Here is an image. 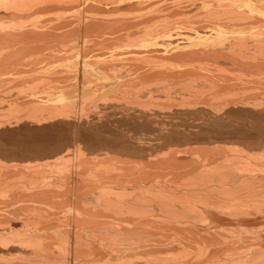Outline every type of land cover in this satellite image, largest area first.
Here are the masks:
<instances>
[{
	"label": "bare ground",
	"instance_id": "bare-ground-1",
	"mask_svg": "<svg viewBox=\"0 0 264 264\" xmlns=\"http://www.w3.org/2000/svg\"><path fill=\"white\" fill-rule=\"evenodd\" d=\"M94 34L114 53L89 59ZM46 42L82 64L51 56L8 117L65 125L98 74L115 112L96 105L90 127L116 114L122 131L73 127L39 164L1 150L0 264H264V0H0V71Z\"/></svg>",
	"mask_w": 264,
	"mask_h": 264
},
{
	"label": "rangeland",
	"instance_id": "rangeland-1",
	"mask_svg": "<svg viewBox=\"0 0 264 264\" xmlns=\"http://www.w3.org/2000/svg\"><path fill=\"white\" fill-rule=\"evenodd\" d=\"M48 17V16H47ZM46 17V18H47ZM46 18L44 19V20H46ZM48 18H51L50 16L48 17ZM47 18V19H48ZM194 19H196V18H191L189 21H191L192 23H195V21L196 20H194ZM50 20V19H49ZM49 20H46V21H49ZM204 24V23H203ZM202 24V25H203ZM205 25V24H204ZM99 34V33H98ZM95 35V34H94ZM100 35V34H99ZM103 35L104 34H101L100 35V37H101V39H102V37H103ZM96 36V35H95ZM106 35H104V37H105ZM96 37H99L98 35L96 36ZM100 37L99 38H95V37H93L94 39V43H91L90 45H88V49H87V52H88V56H89V54H90V56H89V59L90 58H92V57H96V56H98V55H102L103 56V54H107V53H109L110 51H112L113 49L111 48V50H110V47L111 46H109V45H107V44H102V46H101V43L99 44V42H101L102 40L100 39ZM109 37H111V36H106L105 37V39L104 40H108L107 38H109ZM95 39H97V41L95 40ZM101 40V41H100ZM50 43V42H49ZM48 43V45H46L47 44V42L46 43H44V44H41L39 47L38 46H36L37 47V49H35L36 51H34V52H32V53H28L27 55H26V53L24 54L25 56H20L21 58L19 59H15L14 60V64L12 65V67L11 66H9L8 65V67L6 66V68L4 67V68H2V71H0V148H2V149H0V154H2L4 151H3V148H8V151L10 150V148H11V151H12V149L13 148H15L14 150H18V151H20V149H26V151H25V153L24 154H22V152L20 151V152H18L17 150H16V152H17V154H16V156H15V159L18 161V159H20L21 157H19V156H22L23 155V158H21L20 159V161H15V164H23L24 163V161H27V162H25V163H29L30 162V160L32 161V163H30V164H34V163H36V161H35V156L37 155V157H38V159L39 160H37V164H39V163H41V161L43 160V161H45V159L47 160V158H44V157H46V154L48 155H50L51 153H52V151H50V149H53L54 150V148H58L60 151H65L66 149H65V147H67V146H65L64 145V143L66 142V139L67 138H69L68 140L70 141V136L71 137H73L72 136V133H71V131H74V129H72L73 127H75V132L76 133H74L73 132V135L74 134H76V135H78L79 134V136L80 137H83L84 138V140H92L93 138H97V139H99L98 141H100V142H106V141H108L109 142V139L110 140H115V138L117 139V137L120 135V132L122 131H120V129H121V127L120 128H118L117 127V122L116 123H113V122H115V121H111L112 119H110L111 117H114V116H108V117H110V118H108V120H106V121H108V122H110L111 121V123H109V124H106V123H108V122H106L105 123V121L104 122H102V123H104V125H101L100 126V124L99 123H101V121L99 122V123H97V122H95L96 124L95 125H97V128L95 129V126H94V124H93V127H90L91 125H92V122H91V119L89 118V116H88V113L90 114L91 113V115L92 114H94V113H92V111H90V110H94V112H95V110H97V106H98V111H96V112H104V107L106 106V104H105V106H103L104 105V103H107V100H108V98L111 100L112 98H111V94H113L114 95V93L113 92H115V90H116V88H112V89H110V90H105L103 93H100V92H98L97 90H94V88L92 89V88H90V87H94L96 84H98L97 82H99L100 80H101V78L99 79L98 77H97V75L98 74H96V76L94 77V78H96V79H92L91 80V84L90 85H84L83 86V84L82 85H80L79 84V86H77L76 88H75V91H74V93L73 94H71V95H69V97H70V100H69V103H70V106H71V112H73L72 113V121H71V118L69 117V119L67 118V120L66 121H63V123L65 124V125H63L62 124V122H59L60 124H58L56 121H55V119L53 120V122L55 123V124H52L53 122L51 121L50 123H48L49 121H46V123H48V124H46V123H42L41 124V122L39 123V125L41 124V126H36V124H34L33 125V127L30 125V121L28 122L27 120V122L25 121V120H23L24 118L23 117H26V116H23L24 115V113H23V111L20 113L19 112V114H12L11 115V117L9 118L8 116H10V112L7 110V108L9 107L8 105L10 104H15V100H16V102H17V100H19V103H23V101L24 102H26L25 101V98H27V96H28V92L26 93L25 91H28L27 89L29 88H31L30 89V91L33 89V91H29V94H33L34 93V91H37V85H38V91H40V92H35V93H41V90H44V89H42V86H41V82H40V80H38V79H40L41 77H39L38 75H42L40 72H41V69L44 67V66H46L48 63L47 62H49V64H53V61L55 60L54 58L56 57V62H58L57 61V57H60L59 55H61V57H60V59L58 58V60L60 61V60H63V57H62V55H64V53L66 52V53H68V54H66L65 53V58H66V56H67V58H69V62H71V63H79L77 66H79V65H81L82 63H81V60L79 59V58H77L76 57V59H75V57L73 56L74 55V53H70V52H67V50H66V47H64L63 45H65L64 44V42H62V44H61V42H53V43H50L49 44ZM42 45H44V46H42ZM98 45H100V46H97ZM93 46V47H92ZM58 48V49H57ZM91 48V49H90ZM100 48V49H99ZM55 49V50H54ZM68 49V48H67ZM97 49H99V50H97ZM102 49V50H101ZM105 49V50H104ZM57 50V51H56ZM69 50V49H68ZM105 52H104V51ZM107 50V51H106ZM103 51V52H102ZM109 51V52H108ZM115 51V50H114ZM50 52V53H49ZM95 52V53H94ZM100 52V53H99ZM102 52V53H101ZM121 52H123V51H121ZM121 52H117V53H121ZM61 53V54H60ZM69 53H70V55H69ZM94 53V54H93ZM110 53H114V52H110ZM109 53V54H110ZM115 53H116V51H115ZM50 54V55H49ZM56 54H57V56H56ZM72 54V55H71ZM93 54V55H92ZM29 55V56H28ZM36 55V56H35ZM32 56V57H31ZM48 56V57H47ZM51 56H54L53 57V61L50 59L51 58ZM94 57V58H95ZM99 57V56H98ZM105 57V56H104ZM66 58V59H67ZM70 58H74L75 60H77L78 59V61H74V59H70ZM94 58H93V60H94ZM50 59V60H49ZM96 59V58H95ZM16 60H18V61H16ZM24 62H23V61ZM47 60H49V61H47ZM22 61V62H21ZM30 61V62H29ZM52 61V62H51ZM55 62V61H54ZM27 63H29V64H27ZM45 63H47V64H45ZM12 64V63H11ZM17 64V65H16ZM30 64H31V66H30ZM48 64V65H49ZM24 66V67H23ZM20 68H22V69H20ZM34 68V69H33ZM80 69H81V67H80ZM39 70H40V72H39ZM4 71V72H3ZM23 72V73H22ZM40 73V74H39ZM16 75V76H15ZM31 75V76H30ZM29 76V77H28ZM36 76H38V78L36 77ZM33 77H35L34 79H33ZM37 79V80H36ZM32 80V81H31ZM96 80V81H95ZM34 85H33V84ZM65 83V82H64ZM64 83L62 84L61 83V85H64ZM72 83V82H71ZM74 83V82H73ZM101 83V82H100ZM31 84V85H30ZM66 85V84H65ZM64 85V86H65ZM73 85H75V84H73ZM30 86V87H29ZM39 86H41L40 87V89H39ZM69 86H72L71 84L69 85ZM35 87V88H34ZM43 87H46V86H44L43 85ZM47 87H50V86H47ZM55 87H59V83H58V86H55ZM61 87V86H60ZM66 87V86H65ZM65 87H64V89L62 90V91H64L65 90ZM67 87H68V83H67ZM26 89L25 91H24V93L25 94H20L21 92H23V91H21V89ZM51 88V90H52V88L53 87H50ZM62 88H63V86H62ZM61 88V89H62ZM47 89V88H46ZM45 89V90H46ZM56 89V88H55ZM58 89H60V88H58ZM57 89V90H58ZM60 89V90H61ZM88 89V90H87ZM18 90H20V91H18ZM46 91H48V90H46ZM53 91H56V90H53ZM19 92V93H18ZM43 92V91H42ZM34 93V94H35ZM50 93V92H49ZM54 93H56V92H54ZM18 94H20V95H18ZM50 94H53L52 93V91H51V93ZM26 95V96H25ZM19 96H21V97H19ZM19 97V98H18ZM25 97V98H24ZM35 97V96H34ZM39 97H43V96H39ZM108 97V98H107ZM20 98L21 99H23L22 100V102H21V100H20ZM31 98H33V97H31ZM37 98V99H36ZM35 98V100H36V102L40 99H38V95H37V97ZM94 98V99H93ZM104 98H107V100H106V102H103L102 104H101V102L104 100ZM29 99V98H28ZM34 99V98H33ZM32 99V100H33ZM53 99V96L52 97H50L49 98V100H52ZM103 99V100H102ZM27 100V99H26ZM31 100V101H32ZM41 100L42 99H40L39 100V102L41 103ZM82 100H84V103H86L87 101V103H88V105H87V103L84 105V103L82 102ZM87 100V101H86ZM110 100H108L109 102H111ZM14 101V102H13ZM34 101V100H33ZM32 101V102H33ZM99 101V103L101 104H99V103H97ZM105 101V100H104ZM12 102V103H11ZM38 102V103H39ZM96 102V103H95ZM108 102V103H109ZM18 103V107L20 106V107H23V106H21L20 104ZM39 103V104H40ZM74 105V108H73V105ZM107 103V104H108ZM83 104V105H82ZM95 104V107L94 108H96V109H93L92 108V105H94ZM99 104V105H98ZM111 104H112V102H111ZM110 104V105H111ZM22 105H24V104H22ZM38 105V104H37ZM82 105V106H81ZM97 105V106H96ZM109 105V104H108ZM14 106V105H13ZM17 106V105H16ZM78 106H79V109L82 107V109L81 110H79L78 109ZM81 106V107H80ZM77 107V108H76ZM91 107V108H90ZM100 107H102V108H104L103 109V111L101 110L102 108H100ZM74 109V110H73ZM22 110V109H21ZM101 110V111H100ZM109 110H111V109H108L106 112H104V113H109L108 115H110L112 112H115V111H113V110H111V113L109 112ZM7 111V112H6ZM70 112V111H69ZM70 112V113H71ZM76 112V114H74ZM85 114V112H86V115L88 116V117H86L87 118V120H89L88 122H89V124L90 125H86V126H82V124L83 123H81V125H80V123H78L81 127H79V125L78 124H74L73 123V121H74V117L75 118H77V119H79V117L81 118L82 116H83V113ZM6 113H8V114H6ZM81 113V114H80ZM6 114V118H8V119H6L5 117H3L4 115ZM67 114H68V112H67ZM77 115H79V116H77ZM82 115V116H81ZM16 116V117H15ZM70 116V115H69ZM85 116V115H84ZM117 116V115H116ZM119 116V115H118ZM117 116V117H118ZM3 117V118H2ZM16 118V119H15ZM23 118V119H22ZM89 118V119H88ZM100 118H101V116H100ZM119 118H122L121 117V115L119 116ZM119 118H117V119H115V117L113 118L114 120H118ZM20 119V120H19ZM21 119H22V121H21ZM77 119H75V121L77 120ZM101 119H103V118H101ZM6 120V121H5ZM14 120V121H13ZM60 120V119H59ZM69 120V121H68ZM20 121H21V123H20ZM61 121V120H60ZM72 122L71 123V127L69 128V125H67V124H70V123H68V122ZM2 122V123H1ZM9 123V126H7V124ZM17 122V123H16ZM24 122H26V123H24ZM65 122H67V124L65 123ZM76 122H78V120L76 121ZM119 122H121V119H119ZM17 125H16V124ZM57 123V124H56ZM114 125H113V124ZM29 124V125H28ZM74 124V125H73ZM84 124H87V123H84ZM111 124V125H110ZM120 124V123H119ZM122 124H124V122L123 123H121V125ZM3 125V126H2ZM54 125V126H53ZM59 125V126H58ZM67 125V126H66ZM75 125H78V128L75 126ZM110 125V126H109ZM113 125V126H112ZM116 125V126H115ZM12 128H11V127ZM52 126V127H51ZM88 126V127H87ZM99 126V127H98ZM106 126H107V128H106ZM17 127V128H16ZM35 127V128H34ZM51 127V128H50ZM87 127V128H86ZM114 127V128H113ZM117 129H116V128ZM8 128V129H7ZM41 128V129H40ZM77 128V129H76ZM85 128V129H84ZM90 128V129H89ZM101 128V129H100ZM2 129V130H1ZM71 129V130H70ZM103 129V130H102ZM106 129V130H105ZM111 129V130H110ZM116 129V130H115ZM97 130V131H96ZM112 130H114V131H112ZM45 131V132H44ZM59 131V132H58ZM66 131V132H65ZM105 131V132H104ZM7 132V133H6ZM10 132V133H9ZM39 132V133H38ZM104 132V133H103ZM112 132V133H111ZM5 133V134H4ZM20 133V134H19ZM21 133H23V134H21ZM39 135H38V134ZM54 133V134H53ZM64 133V134H63ZM93 133V134H92ZM114 133V134H113ZM71 134V135H70ZM102 134H103V136H102ZM114 136H113V135ZM70 135V136H69ZM81 135H83V136H81ZM88 135V136H87ZM92 135V136H91ZM95 135V136H94ZM109 135V136H108ZM112 135V136H111ZM29 136V137H28ZM61 136V137H60ZM68 136V137H67ZM97 136V137H96ZM115 136H117V137H115ZM48 137V138H47ZM57 137V139H60V140H57L56 139V141L54 140L55 138ZM86 137V138H85ZM109 137V138H108ZM113 137V138H112ZM7 138V139H6ZM11 138V139H10ZM18 138V139H17ZM83 138H81V139H83ZM88 138V139H87ZM35 139V140H34ZM8 140H9V142H8ZM65 140V141H64ZM112 140V141H113ZM50 141V142H49ZM52 141V142H51ZM59 141V142H58ZM18 142V143H17ZM60 142H61V144H60ZM64 142V143H63ZM68 142V141H67ZM42 143V144H41ZM62 143H63V145L65 146H63L62 145ZM26 144V145H25ZM54 144H55V146H54ZM56 144H58V145H56ZM62 145V146H60V145ZM18 145V146H17ZM28 145V146H27ZM67 145H69V143H67ZM53 146V147H52ZM40 147V148H39ZM49 147V148H48ZM63 147V149H61ZM69 147V146H68ZM67 147V149H69ZM20 148V149H19ZM37 148L41 151V153H43L42 154V156L44 155V153H46L45 154V156L44 157H40L39 155H41V153L39 154V152H37L38 150H37ZM46 148V149H45ZM27 149H29L28 150V152L31 154H28V152H27ZM44 149V150H43ZM58 149H56V151L58 150ZM1 150H2V153H1ZM46 150V151H45ZM48 150H49V152H51V153H48ZM32 151V152H31ZM36 152V154H35V152ZM43 151V152H42ZM45 151V152H44ZM59 151V152H60ZM15 152V151H14ZM54 152V151H53ZM19 153V154H18ZM28 154L29 156H33L32 158H34V162H33V160L30 158L29 159V157H28V155H26L27 156V158L24 156L25 154ZM32 153L34 154V155H32ZM58 152H56V154H57ZM21 154V155H20ZM0 156H2V155H0ZM89 158V157H92V155H88V156H86V158ZM1 159V161L3 162V163H5V164H7V165H9L10 163L6 160V157H3L4 158V160H2V157H0ZM42 158V159H41ZM44 158V159H43ZM8 159V158H7ZM13 159H14V157H13ZM27 159V160H26ZM21 160H23V161H21ZM29 160V161H28ZM5 161V162H4ZM43 161H42V163H43ZM8 162V163H7ZM4 164V165H5ZM18 164V165H19ZM6 165V166H7ZM44 209V208H43ZM45 210L46 211H48L46 208H45ZM51 212V211H50Z\"/></svg>",
	"mask_w": 264,
	"mask_h": 264
}]
</instances>
